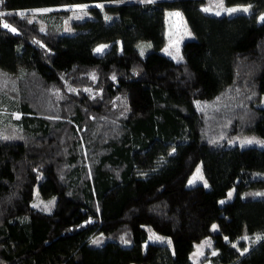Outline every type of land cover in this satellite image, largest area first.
<instances>
[{
    "label": "trees",
    "instance_id": "obj_1",
    "mask_svg": "<svg viewBox=\"0 0 264 264\" xmlns=\"http://www.w3.org/2000/svg\"><path fill=\"white\" fill-rule=\"evenodd\" d=\"M73 2L91 5L72 33L18 12ZM223 2L248 11L216 15L208 0L0 3V72L15 78L22 112L16 133L0 128V264H264V144H225L264 142V0ZM167 10L199 43L151 61L138 44L163 46ZM100 43L110 46L97 53ZM42 92L59 96L60 119L27 106ZM198 162L208 187L186 185ZM243 230L263 235L240 254ZM150 231L166 241L148 242ZM207 236L216 253L192 260Z\"/></svg>",
    "mask_w": 264,
    "mask_h": 264
},
{
    "label": "rangeland",
    "instance_id": "obj_2",
    "mask_svg": "<svg viewBox=\"0 0 264 264\" xmlns=\"http://www.w3.org/2000/svg\"><path fill=\"white\" fill-rule=\"evenodd\" d=\"M220 3L221 0H208V3L205 6V8H209L210 12H214V13L216 12L229 13L224 10L229 8H236L238 9V11H243L244 8L248 9V5H244V4L225 5L224 2L222 9L218 7ZM89 5H91V3L89 2H73L65 5L26 8V9H21L18 12L19 14L27 17L29 20L36 21L41 28H45V25L48 22H58L60 23V28L62 29L63 32L72 33L75 30L73 27V23L82 21L83 19L90 16V14L87 11ZM60 11H64L65 14H59L58 12ZM176 13H179V15H175ZM262 16H264V12L258 16V20H261ZM164 37H165V42L163 46L154 53H152L149 42L147 41L139 42L138 47L140 52L143 55L146 54L147 59L150 58L151 61L164 60L167 62H175L182 58L181 56L182 49L188 47L191 41H193L194 43H199L193 39V36L190 33L188 26L186 25L183 17L181 16L178 10L166 11V27H165ZM102 46H103L102 52H104L110 46V43H106V44L100 43L95 46L94 51L97 52L96 49ZM117 46L118 48H120L119 41ZM102 52H97V53H102ZM17 89L18 88L16 87L15 78L0 72V128H3L5 131L3 130L2 131L4 132L5 135L8 136H11L16 131L18 124H16L14 121L15 119H17V117H21L22 115V112L18 110V104L14 101V99L19 100ZM54 96L59 98V96H57L56 94H54ZM54 99L52 101L44 92H42L40 94V99H38L37 102H35V100L29 101L27 102V106L32 108L38 107L36 109H38V111L40 110L41 112L40 114H42L43 116L47 115L54 119H60L58 115H55L58 113H54V111L55 112L60 111L57 108V105L55 104L56 101H54ZM259 105L264 106V93L259 102ZM246 140H251L253 141V143H244V141ZM225 144L239 145V146H246V145L263 146L264 142L261 137L255 134H250V135H238L231 137L228 140H226ZM197 169H199V174L203 177V179H196L194 182L189 183L190 181H193L194 177L197 176ZM205 183L207 186H205ZM194 184H202L204 187H208V182L203 176L200 162H198L194 166L193 171L191 172V174L189 175L186 181V185L188 186ZM233 195H234V189L230 188L227 192L226 197L221 199L220 202H222L225 199L232 198ZM35 202H38L39 205L45 207L47 206L46 202L40 200L38 196L35 198ZM213 226H215V228H213ZM216 229H217L216 223H213L212 230L216 231ZM259 233L260 232L249 235L245 232V230H243L242 235L239 238L242 237V239H244V237H247V239H244L245 243L248 246H251L256 241L257 236L261 237ZM156 237H159L160 239H156ZM147 241L163 243L166 241V238L156 232L150 231ZM206 241L210 243L211 242L210 237L207 236L201 239L199 242L195 243L194 249L191 253L192 260L196 261L199 258L203 257L205 253L210 252L206 249L209 246V243H205ZM234 244L237 248H239L236 241L234 242Z\"/></svg>",
    "mask_w": 264,
    "mask_h": 264
},
{
    "label": "snow or ice",
    "instance_id": "obj_3",
    "mask_svg": "<svg viewBox=\"0 0 264 264\" xmlns=\"http://www.w3.org/2000/svg\"><path fill=\"white\" fill-rule=\"evenodd\" d=\"M2 2H3V0H0V3H2ZM218 7H220V8L223 9V0H221V3L218 5ZM224 10L227 11V12H229V13H231V12H235V11H238V9H236V8H229V9H224ZM45 11H47V10H45ZM204 11L207 12V11H210V9H209V8H205ZM243 11L247 12L248 9H247V8H244ZM0 15H3V13H0ZM175 15H179V13H176ZM216 15H220V12H216ZM261 20L264 21V16L261 17ZM3 26H4L5 28H9V27H10V26H9L8 24H6V23H5ZM11 30H12V31H15L14 28L11 29ZM96 51H97V52H102V51H103V46L100 47V48H97ZM18 118H19V117H17V119H18ZM244 143H253V141H251V140H246V141H244ZM196 179H203V177L199 174V169H197V176L194 177V178H193V181H190L189 183L194 182ZM205 186H207L206 183H205ZM257 195H260V194L258 193ZM213 228H215V226H213ZM156 239H160V238H159V237H156ZM244 239H247V237H244ZM256 239L259 240V239H261V237H260V236H257ZM205 243H209V242L206 241ZM198 252H199V249H198ZM213 254H215V253H213Z\"/></svg>",
    "mask_w": 264,
    "mask_h": 264
},
{
    "label": "crops",
    "instance_id": "obj_4",
    "mask_svg": "<svg viewBox=\"0 0 264 264\" xmlns=\"http://www.w3.org/2000/svg\"><path fill=\"white\" fill-rule=\"evenodd\" d=\"M259 234H260L261 237H262L263 234H262V233H259ZM239 241L244 242V247H243V248H237V247L235 246L234 242L232 243V245H233L234 247H236L237 251H238L240 254H244V253H246V252L249 250L250 246H248V245L245 243V240L242 239V237L236 240L237 243H238ZM256 241H258V240L256 239ZM256 241H255V242H256ZM206 249H207L208 251H210V252H208V255H214L213 253H216V249L211 248V242L209 243V246H208ZM205 254H206V253H205ZM132 264H137V263H132ZM200 264H214V263L211 262L210 259H205V260H203ZM220 264H221V263H220Z\"/></svg>",
    "mask_w": 264,
    "mask_h": 264
}]
</instances>
